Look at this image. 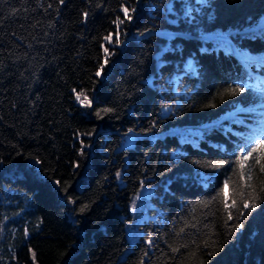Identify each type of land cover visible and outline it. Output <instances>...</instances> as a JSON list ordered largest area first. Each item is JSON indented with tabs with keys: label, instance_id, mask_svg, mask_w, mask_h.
Instances as JSON below:
<instances>
[{
	"label": "trees",
	"instance_id": "16d2710c",
	"mask_svg": "<svg viewBox=\"0 0 264 264\" xmlns=\"http://www.w3.org/2000/svg\"><path fill=\"white\" fill-rule=\"evenodd\" d=\"M260 141L264 0H0V264H264Z\"/></svg>",
	"mask_w": 264,
	"mask_h": 264
},
{
	"label": "snow or ice",
	"instance_id": "6c2138e0",
	"mask_svg": "<svg viewBox=\"0 0 264 264\" xmlns=\"http://www.w3.org/2000/svg\"><path fill=\"white\" fill-rule=\"evenodd\" d=\"M60 2L61 3H63V0H60ZM122 11L124 12V14H125V17L127 18V19H131L132 17L128 14L129 13V9L128 8H123L122 9ZM132 11H135V9H132ZM85 15H87L86 13H85ZM124 21H119V23H123ZM107 39V38H106ZM106 52H107V49L105 50ZM101 67H103V66H101ZM99 74V73H98ZM245 91V88L244 87H240L239 85L237 86V88L236 89H233V90H231V94L232 95H236V94H238V93H242V92H244ZM77 99H79V96H77ZM105 111H112V109H105ZM98 115H99V113H98ZM131 131V130H130ZM242 151H244V152H246V154L244 155V156H242L241 158H240V167L243 169L244 167H245V165H244V163H243V161H246V160H248L250 157H252L253 156V153H256V152H260V153H262V154H264V141H260V142H258L254 147H252L250 150H248V149H242ZM260 157H257L256 158V160H255V163H257V164H259L260 163ZM222 163H226L225 161H221V162H217L216 164H214L213 166H216V167H219L220 166V164H222ZM260 171L261 172H264V164H261L260 165ZM241 195L243 196V193H241ZM251 199H255V197H250ZM225 208H229V207H237V204H236V201H232V204L231 205H229L228 203H227V196H225ZM256 205H255V203H251V204H249V203H244L243 204V208H250V207H255ZM232 217H231V213H229V219H231ZM235 227H241V225H235ZM151 241H149V243H150Z\"/></svg>",
	"mask_w": 264,
	"mask_h": 264
},
{
	"label": "rangeland",
	"instance_id": "374dc122",
	"mask_svg": "<svg viewBox=\"0 0 264 264\" xmlns=\"http://www.w3.org/2000/svg\"><path fill=\"white\" fill-rule=\"evenodd\" d=\"M137 232L132 231V226H129L128 236L130 240H134L137 237Z\"/></svg>",
	"mask_w": 264,
	"mask_h": 264
}]
</instances>
